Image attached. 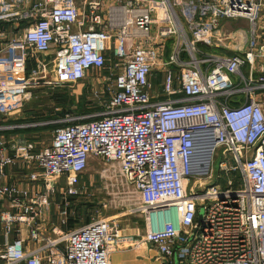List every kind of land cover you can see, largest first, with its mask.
Instances as JSON below:
<instances>
[{"label":"built area","instance_id":"2783aa9c","mask_svg":"<svg viewBox=\"0 0 264 264\" xmlns=\"http://www.w3.org/2000/svg\"><path fill=\"white\" fill-rule=\"evenodd\" d=\"M103 69V111L41 148L18 131L35 127L12 120L35 85ZM0 116V264H111L135 235L154 264H264V0H0ZM91 158L117 164L141 235L65 229Z\"/></svg>","mask_w":264,"mask_h":264},{"label":"rangeland","instance_id":"374dc122","mask_svg":"<svg viewBox=\"0 0 264 264\" xmlns=\"http://www.w3.org/2000/svg\"><path fill=\"white\" fill-rule=\"evenodd\" d=\"M233 25V29H247L243 20H229ZM131 44V39L124 40V47L127 50ZM177 44V37H171L167 42L168 52ZM205 53L225 54L219 49L208 47L202 43L197 44ZM111 53V52H108ZM167 54L164 51L163 58L156 63L152 73V81L158 76L161 69L162 61L166 60ZM244 69V68H243ZM158 73V74H157ZM108 75V70L92 71L91 75L82 83L69 84L61 87H49L45 85H35L30 89V95L24 106L16 115L14 121L25 124H33L34 126L50 125L47 129H40L39 139L44 140L47 144L51 141V132L53 129L61 126L66 120L74 118H91L95 114L103 111L107 103L108 95L105 91L104 79ZM156 90H159L157 84H154ZM2 116H0V123ZM33 131L34 133H36ZM24 133V131H20ZM116 168V172H112V168ZM195 178L188 183L192 186ZM63 180L61 181V184ZM79 186L83 188V194L71 197V211L69 219L74 226H79L92 218H105L115 220L120 224L136 227L141 223L136 215L129 214L128 209L131 204H136L137 197L130 194V188L121 178L116 163L104 162L102 158H91L85 170L78 178ZM56 194V202H58ZM55 207V206H54ZM56 210L52 211V220L56 221ZM132 234L142 232L133 231ZM122 234L127 235L124 231ZM131 234V233H130ZM133 239L123 240L112 245L110 255L115 254L116 260L121 264H146L150 257L153 263L157 260L154 250L150 245L141 241V237L135 235ZM3 240L0 236V242ZM112 253V254H111ZM131 254L129 262H126L127 255Z\"/></svg>","mask_w":264,"mask_h":264},{"label":"crops","instance_id":"0c3cea01","mask_svg":"<svg viewBox=\"0 0 264 264\" xmlns=\"http://www.w3.org/2000/svg\"><path fill=\"white\" fill-rule=\"evenodd\" d=\"M9 122H12V120H9L7 123H9ZM36 133H34L33 132V134H30V135H34V136H32V138H30V140H31V142H32V144L36 147V148H41L42 146H44V145H47V144H49V143H45L44 142V140H42V139H39V137H38V134L40 133V131H35ZM91 220V219H90ZM54 221V220H53ZM55 222V221H54ZM120 226H121V232H125V233H127V234H132V233H134L133 231H141V232H143V224H142V222L140 223V224H138L136 227H134V226H130L129 224H127V225H122V224H120ZM75 227V226H74ZM65 229H67V227H65ZM155 253V252H154ZM112 254V253H111ZM127 259H126V262H129V260H130V258L132 257L131 256V254L130 255H127ZM110 262H111V264H121V262H119L118 260H116V255L115 254H113V255H110ZM123 264V263H122ZM125 264H128V263H125ZM137 264H139V263H137ZM146 264H154V262L152 263L151 261H150V257H149V259H148V261L146 262Z\"/></svg>","mask_w":264,"mask_h":264},{"label":"trees","instance_id":"16d2710c","mask_svg":"<svg viewBox=\"0 0 264 264\" xmlns=\"http://www.w3.org/2000/svg\"><path fill=\"white\" fill-rule=\"evenodd\" d=\"M168 42V41H167ZM165 52H166V54H167V56H168V54H169V52H168V49H167V43H166V47H165ZM160 73V72H159ZM158 74V73H157ZM159 75V77L157 76H155V78L153 79V81H154V84H157L158 82H159V79H160V76H161V73L160 74H158ZM92 118V117H91ZM85 120H87V119H85ZM20 122V121H19ZM50 125H40V126H35V127H30V128H26V129H19L18 131H35V130H40V129H47L48 127H49ZM90 221V220H89ZM89 221H87V222H89ZM67 229H70V228H72V227H74V224H73V222L70 220V219H68V224H67Z\"/></svg>","mask_w":264,"mask_h":264},{"label":"bare ground","instance_id":"6f19581e","mask_svg":"<svg viewBox=\"0 0 264 264\" xmlns=\"http://www.w3.org/2000/svg\"><path fill=\"white\" fill-rule=\"evenodd\" d=\"M206 153H207L206 156H208V151ZM111 168H112V170H111L112 172H116V168L115 167H111Z\"/></svg>","mask_w":264,"mask_h":264},{"label":"water","instance_id":"95a60500","mask_svg":"<svg viewBox=\"0 0 264 264\" xmlns=\"http://www.w3.org/2000/svg\"><path fill=\"white\" fill-rule=\"evenodd\" d=\"M199 214H201V211H200V213Z\"/></svg>","mask_w":264,"mask_h":264}]
</instances>
